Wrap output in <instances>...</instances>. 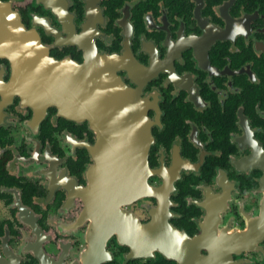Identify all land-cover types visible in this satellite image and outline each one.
Segmentation results:
<instances>
[{"label": "flooded vegetation", "instance_id": "obj_1", "mask_svg": "<svg viewBox=\"0 0 264 264\" xmlns=\"http://www.w3.org/2000/svg\"><path fill=\"white\" fill-rule=\"evenodd\" d=\"M0 3L59 61L83 63L90 44L122 59L117 73L147 107L154 192L123 209L149 223L163 206L166 222L188 236L209 231L203 254L218 240L232 248L230 264H264V0ZM13 72L0 55L5 264H180L159 250L136 254L124 236L132 217L111 220V231L97 221L81 191L97 143L90 121L54 104L40 114L13 85Z\"/></svg>", "mask_w": 264, "mask_h": 264}, {"label": "water", "instance_id": "obj_2", "mask_svg": "<svg viewBox=\"0 0 264 264\" xmlns=\"http://www.w3.org/2000/svg\"><path fill=\"white\" fill-rule=\"evenodd\" d=\"M0 55L11 59L13 85L40 114L46 105L54 104L66 117L90 121L97 143L90 148L94 158L90 183L81 191L97 221L103 219L104 228L111 231V220L121 222L132 217L134 230L124 231V236L131 238L136 254L159 250L180 264H230V246L228 250L213 240L215 248L203 254L201 245L210 239L209 231L188 236L166 222L163 206L149 223H141L134 213L121 207L150 191L154 194L148 182L153 134L147 107L140 91L117 73L121 58L99 52L90 44L83 63L59 61L49 55L38 34L26 28L20 15L4 3H0ZM239 239L234 246L239 245ZM6 261L9 263L8 258L0 257V264Z\"/></svg>", "mask_w": 264, "mask_h": 264}, {"label": "clouds", "instance_id": "obj_3", "mask_svg": "<svg viewBox=\"0 0 264 264\" xmlns=\"http://www.w3.org/2000/svg\"><path fill=\"white\" fill-rule=\"evenodd\" d=\"M237 31H241V32H242V31H243V29H242V28H237Z\"/></svg>", "mask_w": 264, "mask_h": 264}]
</instances>
